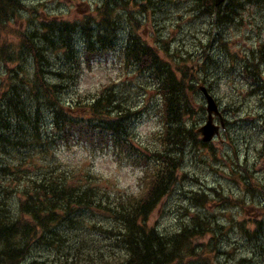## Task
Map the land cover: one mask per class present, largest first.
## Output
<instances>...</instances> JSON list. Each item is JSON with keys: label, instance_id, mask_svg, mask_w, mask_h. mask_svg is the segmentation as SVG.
Segmentation results:
<instances>
[{"label": "trees", "instance_id": "obj_1", "mask_svg": "<svg viewBox=\"0 0 264 264\" xmlns=\"http://www.w3.org/2000/svg\"><path fill=\"white\" fill-rule=\"evenodd\" d=\"M246 1L252 4L254 0ZM133 3L145 10L141 0ZM128 4V0H103L96 23L89 18L81 24L40 21L33 29L20 31L12 23L20 20L22 12L34 10L24 0H0V64L4 68L0 81V264H26L33 248L41 246L53 250L54 264H188L196 261L195 257L210 261L201 257L204 250L195 243L215 231L207 217L194 215L190 223L165 232L149 226L148 221L177 186L185 148L189 144L210 146L199 139V128L186 119L194 112L195 96H202L200 85L211 94L212 85L181 68L183 74L178 77L132 31L121 50L123 63L143 78L150 77L162 103V130L153 148L142 150L135 146L133 130L139 111L131 107L129 96L114 90V84L82 94L74 91L82 62L109 51V47L115 49L110 45L118 24L116 8L127 10ZM196 5L214 25L229 27L238 24L244 1L226 0L216 7L215 0H196ZM134 24L137 29L136 20ZM9 35L13 42L7 39ZM79 38L83 39L81 53L76 46ZM251 53L244 60L243 76L251 85L250 95L262 94L264 45ZM200 110L207 113L204 105ZM222 113L226 130L229 121ZM75 141L141 167L139 194L111 193L100 187V176L92 172L59 170L60 164L51 161V151ZM38 154L48 170L38 167L37 174L23 181L24 164L14 161ZM205 192H192L194 204L208 203ZM89 213L93 218L105 214L113 227L88 226ZM80 230L95 231L105 237V243L100 247L86 236L79 239V234L73 235ZM263 235L259 226L246 236L256 252L237 264H264Z\"/></svg>", "mask_w": 264, "mask_h": 264}, {"label": "rangeland", "instance_id": "obj_2", "mask_svg": "<svg viewBox=\"0 0 264 264\" xmlns=\"http://www.w3.org/2000/svg\"><path fill=\"white\" fill-rule=\"evenodd\" d=\"M102 1L24 0L34 11L31 14L22 12L20 20L13 22L12 27L25 31L33 29L40 21L81 24L88 18L96 23L99 22L97 8ZM241 1L244 6L238 24L226 27L216 26L211 18L201 15L196 0H141L145 10L128 0L127 10L116 8L118 24L110 45L115 49L109 47V51L95 55L89 61L84 60L78 85L74 88L75 93L82 94L114 84V90L123 97L129 96L131 107L139 111L133 121V130L135 146L142 150L144 147L153 148L162 130V103L150 77L143 78L123 63L121 50L132 31L153 48L178 77H182L181 68L188 75H197L199 81L206 80L208 86L212 85V95L225 112L229 125L209 144V148L190 144L185 148L177 186L148 221L149 226L163 232L190 223L194 215L207 217L212 222L215 231L195 240L200 250H204L201 257H209L210 261L206 263L195 257L196 261H188V264H237L240 259L256 252V246L246 236H251L259 226L264 230V91L250 95L251 85L243 76L246 57L264 45V0H254L252 4ZM134 20L138 23L137 29ZM7 39L15 40L11 35ZM82 45L83 39L79 38L76 43L79 53L83 50ZM55 64L59 63L56 61ZM0 67L2 81L4 68L1 64ZM195 98L194 112L186 121L200 128L207 120V113L200 110L201 105L206 107V102L203 95ZM227 106L230 109L227 110ZM45 116V126L48 127L50 122L48 115ZM41 156L32 155L26 161H14L16 165L24 164L23 181L37 174L38 167L48 170ZM49 156L52 162L60 164L59 170L99 175L100 187L111 193L138 195L140 192L142 168L127 161L120 162L112 153L95 152L75 141L53 149ZM202 191H206L209 201L198 206L191 200L192 192ZM88 215V226L113 227L105 214L94 218L91 213ZM76 234L79 239L88 237L100 247L105 243V237L93 230L73 233ZM54 255L47 246L33 248L26 264H54Z\"/></svg>", "mask_w": 264, "mask_h": 264}, {"label": "water", "instance_id": "obj_3", "mask_svg": "<svg viewBox=\"0 0 264 264\" xmlns=\"http://www.w3.org/2000/svg\"><path fill=\"white\" fill-rule=\"evenodd\" d=\"M225 2V0H215V5L218 7L222 5ZM201 92L205 96L206 102H207V123L201 127L198 132L202 135V140L205 143H209L215 139V137L220 135L221 127L225 128V122L222 117V114L220 113L219 107L215 101V99L212 97V95L207 91L205 87H200ZM215 116L220 118V126L215 124Z\"/></svg>", "mask_w": 264, "mask_h": 264}, {"label": "bare ground", "instance_id": "obj_4", "mask_svg": "<svg viewBox=\"0 0 264 264\" xmlns=\"http://www.w3.org/2000/svg\"><path fill=\"white\" fill-rule=\"evenodd\" d=\"M45 248V247H44Z\"/></svg>", "mask_w": 264, "mask_h": 264}]
</instances>
